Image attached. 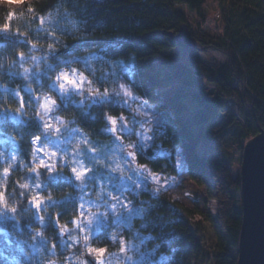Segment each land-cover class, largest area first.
I'll return each mask as SVG.
<instances>
[{
  "label": "clouds",
  "instance_id": "1",
  "mask_svg": "<svg viewBox=\"0 0 264 264\" xmlns=\"http://www.w3.org/2000/svg\"><path fill=\"white\" fill-rule=\"evenodd\" d=\"M89 3L0 0V264H183V148Z\"/></svg>",
  "mask_w": 264,
  "mask_h": 264
},
{
  "label": "trees",
  "instance_id": "2",
  "mask_svg": "<svg viewBox=\"0 0 264 264\" xmlns=\"http://www.w3.org/2000/svg\"><path fill=\"white\" fill-rule=\"evenodd\" d=\"M206 2L90 0V23L98 30L128 37L124 49L137 50L141 58L138 83L149 96L158 90V98L168 109L171 127L175 129L173 139L182 146L186 156L190 177L211 180L218 192V216L208 215L216 226L212 249L201 244L179 208L175 229L184 250L183 264H192L194 256L209 264H237L238 256H234L231 249L238 248L242 226L241 180L233 176L227 162L201 153L199 145L210 138L205 125L217 119L229 101L240 94L237 85L243 87L249 111L242 113V121L233 132L235 139H251L264 127V0H226L222 35L215 39L204 38V44L224 52L229 58L226 64L211 67L206 72L218 93L213 98L190 91L197 78L190 68L161 61L168 52L201 36L189 28V17L183 7L202 16ZM170 79L180 80L183 88L163 98L161 88ZM188 97L199 107L193 117L187 116ZM162 163L155 162L156 166Z\"/></svg>",
  "mask_w": 264,
  "mask_h": 264
},
{
  "label": "rangeland",
  "instance_id": "3",
  "mask_svg": "<svg viewBox=\"0 0 264 264\" xmlns=\"http://www.w3.org/2000/svg\"><path fill=\"white\" fill-rule=\"evenodd\" d=\"M11 1V0H8ZM14 2V1H12ZM20 3V2H15ZM226 0H207L202 16H198L186 7L183 10L189 17V28L199 32L200 37L186 41V44L168 52L162 62L182 64L191 69L197 78L191 92H199L209 98L218 93L209 82L206 72L214 66H221L228 62V56L209 45L204 44V38H218L224 30L223 11L227 7ZM173 35V33H169ZM172 69V68H171ZM240 94L230 100L225 111L214 121L205 125L210 138L200 142L199 150L203 154L220 162H227L235 178L240 177L244 147L250 140L239 141L233 134L236 127L242 121V113L249 111V104L243 96V87L237 85ZM182 82L178 79L167 80L161 88L163 98L176 93L182 89ZM190 111L188 117H193L199 108L192 97L186 99ZM264 130V127L261 129ZM252 139V138H251ZM186 157V156H185ZM181 183L173 190L174 194L182 197L178 207L184 218L191 224L197 239L208 249L213 248L216 226L209 220L210 214L213 218L218 216V192L211 180L192 179L188 173V163L180 173ZM188 192V196L184 193ZM234 256H238V248L231 249ZM201 257H192V264H209L203 262Z\"/></svg>",
  "mask_w": 264,
  "mask_h": 264
},
{
  "label": "water",
  "instance_id": "4",
  "mask_svg": "<svg viewBox=\"0 0 264 264\" xmlns=\"http://www.w3.org/2000/svg\"><path fill=\"white\" fill-rule=\"evenodd\" d=\"M240 180L243 219L237 264H264V130L244 147Z\"/></svg>",
  "mask_w": 264,
  "mask_h": 264
},
{
  "label": "bare ground",
  "instance_id": "5",
  "mask_svg": "<svg viewBox=\"0 0 264 264\" xmlns=\"http://www.w3.org/2000/svg\"><path fill=\"white\" fill-rule=\"evenodd\" d=\"M11 1H14V2H20V0H11Z\"/></svg>",
  "mask_w": 264,
  "mask_h": 264
}]
</instances>
